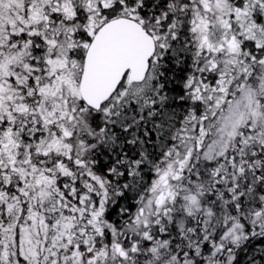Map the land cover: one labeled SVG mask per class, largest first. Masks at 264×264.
Masks as SVG:
<instances>
[{"label": "snow or ice", "instance_id": "obj_1", "mask_svg": "<svg viewBox=\"0 0 264 264\" xmlns=\"http://www.w3.org/2000/svg\"><path fill=\"white\" fill-rule=\"evenodd\" d=\"M0 264H264V0H0Z\"/></svg>", "mask_w": 264, "mask_h": 264}]
</instances>
